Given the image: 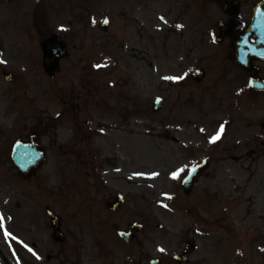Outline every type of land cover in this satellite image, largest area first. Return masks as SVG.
<instances>
[{"label": "rangeland", "instance_id": "374dc122", "mask_svg": "<svg viewBox=\"0 0 264 264\" xmlns=\"http://www.w3.org/2000/svg\"><path fill=\"white\" fill-rule=\"evenodd\" d=\"M235 1L248 21L261 0ZM225 2L0 0V264H175L186 242L196 245L187 264H264V93L245 88L229 40H213ZM45 35L67 49L52 76ZM32 132L46 159L23 179L9 153ZM131 223L142 229L128 246L117 231Z\"/></svg>", "mask_w": 264, "mask_h": 264}, {"label": "water", "instance_id": "95a60500", "mask_svg": "<svg viewBox=\"0 0 264 264\" xmlns=\"http://www.w3.org/2000/svg\"><path fill=\"white\" fill-rule=\"evenodd\" d=\"M12 1V0H6ZM236 5L226 4L224 6V11H227L230 15H236L235 11ZM106 24L102 25L104 30ZM235 25L230 24L228 26H221L220 33L221 36L228 35L232 39L234 59L236 63L243 69L249 70L250 64L253 60H264V1L260 3L254 9L253 20L250 26L241 34H234ZM246 38V39H244ZM253 38L254 42L250 43L249 39ZM42 51V63L45 72L48 74L53 73L58 68V61L65 54L64 45L61 41L52 36L45 39L40 44ZM256 70L254 69V73ZM202 76L201 72H195L193 77L198 80ZM7 80H10L9 76H6ZM251 87L257 91H264V81L259 79L251 80ZM161 102L156 101L154 110L159 109ZM35 137H30L29 143H16L12 150L11 160L14 166L17 168L22 176H28L31 170H35L39 167L43 160V154L36 151V144L34 143ZM203 165L196 167L194 172H190L188 177L183 181L182 185L184 189H188L198 178L201 171L203 170ZM122 200L119 199L118 202L112 207V211H116L121 205ZM51 226L53 228V240L55 242L61 243L63 240L62 235L59 231L58 221L55 217L51 219ZM141 228L140 225L132 224L129 226V232H118L119 237L127 244L132 241L131 232L138 231ZM186 255L178 259V262H185ZM151 264H159V261H152Z\"/></svg>", "mask_w": 264, "mask_h": 264}, {"label": "snow or ice", "instance_id": "6c2138e0", "mask_svg": "<svg viewBox=\"0 0 264 264\" xmlns=\"http://www.w3.org/2000/svg\"><path fill=\"white\" fill-rule=\"evenodd\" d=\"M162 19H163V18H162ZM93 23H95V21H93ZM103 23L106 24V23H108V21L105 20V21H103ZM178 27H180V26H178ZM244 39H246V38H244ZM0 63H5V62H4V61H0ZM180 78H181V77H166V79H172V80H177V79H180ZM222 131H223V125L220 126V132H222ZM220 132H218L216 135H214V136L212 137V139H211L210 142H215L217 139H219V138H220ZM195 170H196V165L194 164V165H192L190 171H191V172H194ZM185 171H186V170L183 169V168L178 169L176 172L172 173V177H173L174 179H175V178H179L180 174L183 173V172H185ZM3 228H4L3 217L0 216V229H3ZM9 235H10V234H9L7 231L4 232V236H5V238H7Z\"/></svg>", "mask_w": 264, "mask_h": 264}, {"label": "flooded vegetation", "instance_id": "af4514ba", "mask_svg": "<svg viewBox=\"0 0 264 264\" xmlns=\"http://www.w3.org/2000/svg\"><path fill=\"white\" fill-rule=\"evenodd\" d=\"M228 18H226V20H227Z\"/></svg>", "mask_w": 264, "mask_h": 264}]
</instances>
